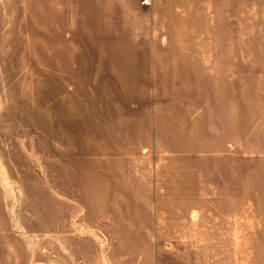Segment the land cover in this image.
Segmentation results:
<instances>
[{
	"label": "rangeland",
	"instance_id": "1",
	"mask_svg": "<svg viewBox=\"0 0 264 264\" xmlns=\"http://www.w3.org/2000/svg\"><path fill=\"white\" fill-rule=\"evenodd\" d=\"M215 8L219 28L206 40L221 47L207 53H231L236 75L155 99L160 127L166 111L187 126L203 108L221 137L210 143L203 120L179 129L189 151L136 162L133 180L100 137L132 98L56 81L52 11L13 4V32L0 42V264H264V0Z\"/></svg>",
	"mask_w": 264,
	"mask_h": 264
},
{
	"label": "crops",
	"instance_id": "2",
	"mask_svg": "<svg viewBox=\"0 0 264 264\" xmlns=\"http://www.w3.org/2000/svg\"><path fill=\"white\" fill-rule=\"evenodd\" d=\"M31 1L44 12L52 11L56 81H85L90 96L132 98L129 107L113 109L100 136L103 146L117 147L108 159L127 162L129 178L135 180L136 162L189 151L192 137H182L179 129L195 130L203 120L210 143L221 137L217 117L207 120L203 108L189 115L187 126L181 122L187 121L185 115L166 111L167 125L160 127L155 98L186 96L184 91L191 90L188 82L236 75L237 59L231 53H207L221 47L207 41L206 33L218 31L215 6L222 0H153L148 7L141 0H0V42L13 32V4ZM68 90L73 94V84ZM142 97L148 98L147 112L141 107ZM107 119L103 115V121ZM146 122L148 133L142 136ZM163 133L167 139L162 143Z\"/></svg>",
	"mask_w": 264,
	"mask_h": 264
},
{
	"label": "built area",
	"instance_id": "3",
	"mask_svg": "<svg viewBox=\"0 0 264 264\" xmlns=\"http://www.w3.org/2000/svg\"><path fill=\"white\" fill-rule=\"evenodd\" d=\"M152 1H153V0H142V4H143L144 6H149V5H151Z\"/></svg>",
	"mask_w": 264,
	"mask_h": 264
}]
</instances>
